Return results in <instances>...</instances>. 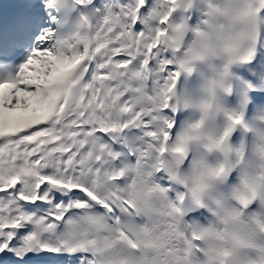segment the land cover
I'll use <instances>...</instances> for the list:
<instances>
[{
	"label": "snow or ice",
	"instance_id": "6c2138e0",
	"mask_svg": "<svg viewBox=\"0 0 264 264\" xmlns=\"http://www.w3.org/2000/svg\"><path fill=\"white\" fill-rule=\"evenodd\" d=\"M0 264H264V0H0Z\"/></svg>",
	"mask_w": 264,
	"mask_h": 264
}]
</instances>
